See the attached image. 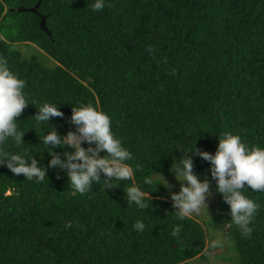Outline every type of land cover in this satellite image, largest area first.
I'll list each match as a JSON object with an SVG mask.
<instances>
[{"label":"trees","instance_id":"obj_1","mask_svg":"<svg viewBox=\"0 0 264 264\" xmlns=\"http://www.w3.org/2000/svg\"><path fill=\"white\" fill-rule=\"evenodd\" d=\"M93 3L0 0V57L27 82L30 103L17 121L25 144L4 147L27 150L48 169L37 184L0 165V264L205 259V227L194 217L179 221L170 191L157 186L154 176H174L171 167L184 157L181 150L196 146L215 154L224 133L239 135L249 148H264V0H106L97 12ZM45 102L64 113L50 121L62 136L75 131L73 106L92 104L109 115L112 131L134 156L127 163L143 166L134 175L136 185L150 193L148 209L128 204L124 189L131 181L107 190L94 183L86 195L72 194L67 173L49 167L51 149L42 144L52 126L37 127L33 119ZM56 151L65 158L64 149ZM193 161L221 201L214 227L221 219L230 222L210 162L195 154ZM145 176L154 184L145 185ZM244 194L259 209L250 239L231 227L234 262L264 264V192L246 188ZM138 220L146 225L142 233L134 229ZM69 222L72 228L65 227ZM178 223L182 231L172 237Z\"/></svg>","mask_w":264,"mask_h":264},{"label":"clouds","instance_id":"obj_2","mask_svg":"<svg viewBox=\"0 0 264 264\" xmlns=\"http://www.w3.org/2000/svg\"><path fill=\"white\" fill-rule=\"evenodd\" d=\"M105 7L106 0H94L91 5L94 12L103 11ZM148 50L153 51L151 47ZM174 71L172 70L173 73ZM26 87L27 82L15 75L8 67L7 60L0 57V165H5L16 176L23 175L28 181L39 184L45 181L48 169L39 166L37 159L27 150L19 153L4 147L10 142L15 148L21 149L25 144L26 132L19 127L17 121L30 104L24 91ZM37 109L38 113L33 117L37 127L51 125L52 118L64 116L55 104L45 102ZM70 123L75 126V131H69L63 136L51 125L52 130L44 135L42 144L51 149L48 151L51 156L49 167L67 173L72 194L86 195L94 183L102 184L107 190L120 188L121 182L131 181V185L124 189L128 204L134 203L140 210L148 209L150 205L147 201L152 199L150 193L136 185L134 175L135 171L143 172V166L137 163L134 169L127 163L134 156L112 131L109 115L92 104H81L72 107ZM218 136L215 154L196 146L189 151L180 149L185 155L179 158V163L173 162L171 167L172 174L180 182L179 192H172L173 185L164 177L165 182L157 186L163 184L170 190L175 209L172 213L179 221L191 219L194 214L200 215L205 206L209 208L208 199L213 191L211 182L207 178L201 181L194 171L193 154L210 162L211 177L217 185L215 191L222 194L224 201L230 206V226L234 225L242 238L250 239L254 231L251 224L259 205L246 196L244 190L248 188L254 192H264V148H249L239 135L224 133ZM85 142L89 147L82 146ZM57 148L64 149L62 155L65 158H61ZM69 148L72 151H68ZM101 152L106 154L101 156ZM101 173L104 174L103 179ZM143 183L151 186L154 180L151 176H145ZM75 225L84 228L78 221ZM65 227L72 228L73 223L69 222ZM145 228L142 220L134 224V229L141 233ZM181 231L182 224L178 223L172 229L171 236L178 237ZM209 247L222 248L223 240L213 239Z\"/></svg>","mask_w":264,"mask_h":264},{"label":"rangeland","instance_id":"obj_3","mask_svg":"<svg viewBox=\"0 0 264 264\" xmlns=\"http://www.w3.org/2000/svg\"><path fill=\"white\" fill-rule=\"evenodd\" d=\"M25 51V47L21 48ZM161 183H164V178L169 182V184L173 185L171 189L172 192L180 191V182H178L174 176H154ZM164 177V178H163ZM201 181H203L206 177H198ZM208 179V178H207ZM211 188L213 191V195L208 199V206H205V209L202 210L200 215H193V217L205 227V231L207 233V243L205 250L208 252L209 257L205 259H201L199 256L196 259H193L186 264H236L234 261L237 258L236 251L234 249V244L232 241L231 230L232 226H230V222L227 219H221L218 222V226L214 227L215 223V215L218 210V207L221 203L220 199L215 195L214 188L211 183ZM169 190V189H168ZM170 191V190H169ZM209 210V211H208ZM220 238L223 240V247L218 249H211L209 247L210 242L213 239Z\"/></svg>","mask_w":264,"mask_h":264},{"label":"water","instance_id":"obj_4","mask_svg":"<svg viewBox=\"0 0 264 264\" xmlns=\"http://www.w3.org/2000/svg\"><path fill=\"white\" fill-rule=\"evenodd\" d=\"M38 3H39V2H38ZM38 3H37L33 8L30 9L31 12H36V9H37V7H38ZM19 10H21V9H19ZM40 27H41V29H43V30L46 31V28H45V26H44V17L41 18Z\"/></svg>","mask_w":264,"mask_h":264}]
</instances>
